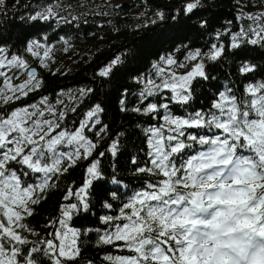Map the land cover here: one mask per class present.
I'll list each match as a JSON object with an SVG mask.
<instances>
[{
  "label": "snow or ice",
  "instance_id": "1",
  "mask_svg": "<svg viewBox=\"0 0 264 264\" xmlns=\"http://www.w3.org/2000/svg\"><path fill=\"white\" fill-rule=\"evenodd\" d=\"M201 6V0H186L181 11L191 19ZM57 15L49 7L32 19ZM237 20L239 30L217 32L207 52L188 50L183 61L161 56L149 73L135 77V106L128 107L124 90L120 110L155 121L142 129L144 158H131L140 182H122L114 164L111 183L117 188L102 205L100 226L83 229L72 226L74 217L90 211L91 189L104 178L100 158L110 154L115 161L123 133L108 136L100 104L84 112L78 125L69 122L90 88L72 93L70 107L59 108L64 101L52 104L47 96L13 107L42 85L25 56L0 46V264H78L83 238L91 234L95 247L111 249L105 264H264V81L242 91L225 85L210 107L192 108L194 81L209 79L205 61L246 57L244 45L264 48V11L241 9ZM26 52L49 67L53 49L47 44L32 40ZM121 63L116 56L97 75L111 77ZM238 71L246 76L256 66L242 61ZM89 133L111 142L100 151ZM80 161L87 162L83 184L68 189V202L42 237L27 218L55 180Z\"/></svg>",
  "mask_w": 264,
  "mask_h": 264
},
{
  "label": "trees",
  "instance_id": "2",
  "mask_svg": "<svg viewBox=\"0 0 264 264\" xmlns=\"http://www.w3.org/2000/svg\"><path fill=\"white\" fill-rule=\"evenodd\" d=\"M185 3L186 0H5L0 6V46L25 56L30 66L37 69L42 85L26 101H19L13 107L38 102L44 96L52 104H56L58 99L63 100L64 104L58 105L59 108L70 107L72 93L78 96L79 89L90 88L92 91L83 98L77 112L68 114L69 122L75 119L78 125L84 112L100 104L104 109L100 119L102 125L110 129L108 136L116 139L117 133H123L119 137V154L115 161L110 154L100 158L104 178L96 181L91 189L90 211L74 217L73 227L100 226L99 216L106 212L102 205L111 199V192L117 188L111 183L114 164L122 182L130 187L140 182V178L133 175L135 166L131 158H144L146 143L142 129L155 121L120 110L119 100L125 89L128 107L135 106L138 88L134 78L149 73L152 64L161 56L173 55L183 61L188 50L207 52L210 44L215 42L217 32L239 30L241 22L237 16L241 9L245 13L264 11V0H201L202 6L189 19L181 11ZM49 7L58 14L56 18L32 19ZM201 21H207L203 28L200 27ZM223 39L228 44V37ZM32 40L53 49L49 67H40L38 60L26 52V46ZM242 47L246 49L247 56L241 59H234L229 54L217 63L205 61L209 79L194 81L193 109L210 107L213 98L218 91L224 90L225 85L242 91L248 83L264 81V48L259 45ZM116 56L122 61L118 65L119 70H114L111 77H99L98 71ZM242 61L254 64L256 71L241 76L238 66ZM177 71L183 73L187 69ZM177 112L179 114L180 110ZM89 136L101 144L100 151L111 142L107 136L103 141L91 133ZM86 164V161L78 162L55 180L56 187L42 194L44 199L35 206L34 215L27 218V223L42 237L52 231L45 225L58 217L60 206L68 202L63 199L68 189L82 186ZM83 239L86 242L81 244L78 264H89V261L105 264L103 256L111 249L95 247L94 234Z\"/></svg>",
  "mask_w": 264,
  "mask_h": 264
},
{
  "label": "rangeland",
  "instance_id": "3",
  "mask_svg": "<svg viewBox=\"0 0 264 264\" xmlns=\"http://www.w3.org/2000/svg\"><path fill=\"white\" fill-rule=\"evenodd\" d=\"M85 174H86V171H85Z\"/></svg>",
  "mask_w": 264,
  "mask_h": 264
}]
</instances>
